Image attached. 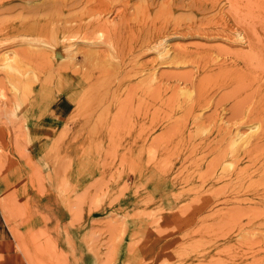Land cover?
I'll list each match as a JSON object with an SVG mask.
<instances>
[{"label":"rangeland","instance_id":"1","mask_svg":"<svg viewBox=\"0 0 264 264\" xmlns=\"http://www.w3.org/2000/svg\"><path fill=\"white\" fill-rule=\"evenodd\" d=\"M25 1L0 0V264H264V0H71L39 16L55 36L116 30L91 38L113 66L73 72L25 57L56 44ZM58 100L71 115L31 136Z\"/></svg>","mask_w":264,"mask_h":264},{"label":"bare ground","instance_id":"2","mask_svg":"<svg viewBox=\"0 0 264 264\" xmlns=\"http://www.w3.org/2000/svg\"><path fill=\"white\" fill-rule=\"evenodd\" d=\"M2 1V0H1ZM18 1V0H17ZM27 1V0H26ZM25 1V2H26ZM71 0H45V1H43L42 3H39V4H37V5H34V6H30V7H27L26 6V8L25 7H23L24 9V13H25V16H24V18H26V16H28V21L29 22H27V24H25V29H28V30H30L31 32H34V33H36V34H38V35H43V36H49L50 37V32H52L53 34H52V36L54 35V37H56V39H55V41H56V44H60L61 43V45L63 46V53H64V55H62V54H60V50L58 49V45L56 46V44L55 45H52L51 43H49V42H46L45 40H41L42 39V37H41V39L40 38H38V39H40L41 41H39V40H30V39H32V38H30L29 40H30V42H27V44H25V45H27V48L25 49V55L26 54H28V55H26L25 57H29V59H31V60H33V62H36L37 64H40L41 66H44L45 67V69L47 70L48 68H52V69H63L64 71L65 70H70V71H72L73 72V70L72 69H75V70H79V69H76V64L75 63H73V60H74V56H76L78 53L79 54H81V55H83V59H87L89 62H90V60H91V62L90 63H94L95 62V64H93V68H94V65L95 66H97V63L100 61V58L104 55L103 54V52H102V47L103 46H105V45H108L109 43H110V41H108V43H104L105 41L104 40H102V41H104V42H97V41H94L93 39H95L96 40V38H93V39H91L92 37H96V36H103V34H104V32L105 33H107L108 35L106 36V37H110L109 35H115V33L116 32H114V31H116V30H112L113 28H112V26L113 25H115V23L113 24H104V22H103V25H101L100 23V25L99 24H97V23H93V24H86V25H88V26H85V27H82V26H76V27H74V24H73V26L71 25H68L70 22H69V20L70 19H73V18H69V20H67L68 21V24L66 25V22H65V25L64 24H62L61 22V18H63L62 16H64V15H60L61 13H59V9L61 8V9H63V8H72L71 7V5H73V3H74V5H76V6H78V4L79 3H77V2H75V1H71ZM28 2V1H27ZM26 2V3H27ZM76 3V4H75ZM13 4V3H12ZM20 4L21 5H23L22 4V2H20ZM28 4H29V2H28ZM14 5V4H13ZM17 5V4H16ZM15 5V6H16ZM27 5V4H26ZM31 5V4H30ZM74 5H73V8H74ZM8 6V5H7ZM24 6V5H23ZM70 6V7H69ZM82 6H83V4H82ZM81 6V7H82ZM9 7H10V5H9ZM20 6H18V10L19 9H21L22 8V6H21V8H19ZM3 8H5L6 9V7H3ZM2 8V9H3ZM134 8V7H133ZM8 9V8H7ZM10 9L11 8H9V11H10ZM12 9H14V8H12ZM17 9H16V11H17ZM4 10V9H3ZM56 10H58V12H56ZM64 10V9H63ZM77 11L78 10H80V7L78 8V9H76ZM76 10H73V11H68V12H71L70 14H72V12H76ZM2 11V10H1ZM1 11H0V13H1ZM22 11V10H21ZM52 11H55L54 13L52 12ZM81 11H83V10H81ZM53 13L52 15H54V14H59V16L57 17V15L55 16V17H57V18H59L60 16H61V18L58 20V22L59 23H61V25L60 26H62V25H64V27L61 29V35L62 36H60V37H58V36H55L57 33H56V31L58 30V29H56V31L55 30H53L54 28H52V29H49L48 28V24H46V23H44L43 22V20L42 19H40L39 18V16H41V17H43L42 15H45V14H48L47 15V17H45V18H48V16L50 15V13ZM11 13V12H10ZM87 13V12H86ZM143 13V12H142ZM2 14V13H1ZM75 14V13H74ZM77 14V13H76ZM17 15V14H16ZM51 15V16H52ZM95 15V14H94ZM1 16V15H0ZM71 16V15H70ZM72 16H74V15H72ZM4 17V16H3ZM101 17V16H100ZM23 18V20H26V19H24ZM50 18H52V17H50ZM81 18V17H80ZM80 18H78V19H80ZM95 18V17H94ZM93 18V19H94ZM122 18V17H121ZM56 19V18H55ZM77 19V18H76ZM92 19V18H91ZM91 19H90V21H91ZM96 19V18H95ZM105 19V18H104ZM41 20H42V22H41ZM57 20V19H56ZM64 20H65V16H64ZM75 20V19H74ZM74 20H73V22H74ZM98 20H99V18H98ZM61 21V22H60ZM95 21V20H94ZM103 21H106V20H103ZM122 21V20H121ZM57 22V21H56ZM82 22V21H81ZM113 22H116L115 20L113 21ZM64 23V22H63ZM85 23V22H84ZM88 23V22H87ZM102 23V22H101ZM106 23H108V22H106ZM119 23V22H118ZM128 23V22H127ZM124 24H125V22H124ZM1 25V24H0ZM112 25V26H111ZM103 26V27H102ZM54 27V26H53ZM56 27V26H55ZM114 27V26H113ZM105 30H104V29ZM119 29V28H118ZM52 30V31H51ZM72 31L74 32H76L77 33V31H82L83 32V34H84V36L83 37H78V35L77 34H75V35H71V33H72ZM59 32V31H58ZM74 32V33H75ZM114 32V33H113ZM79 34V33H78ZM105 35V34H104ZM146 35V34H145ZM82 36V35H81ZM114 37V36H113ZM112 37V38H113ZM20 38V37H19ZM24 37L22 36V39H23ZM28 37H26V38H24L25 40L24 41H26V39H27ZM37 38V37H36ZM119 38V37H118ZM21 39V41H23ZM35 39V38H34ZM50 38H48V40H49ZM72 39H78V41H80L79 42V44H77L76 46L74 45H71V43H70V41H73ZM104 39V38H103ZM115 39V38H114ZM143 39V38H142ZM10 40V39H9ZM19 40V39H18ZM57 40L58 41H60V42H57ZM6 41V40H5ZM8 41V40H7ZM11 41H12V38H11ZM28 41V40H27ZM41 43V44H39V42ZM144 41V40H143ZM146 41H148V40H146ZM10 42V41H9ZM13 42V41H12ZM15 42V41H14ZM241 42V41H240ZM8 43V42H7ZM6 43V44H7ZM11 43V42H10ZM9 43V44H10ZM38 43V44H37ZM143 43V42H142ZM2 44V43H1ZM74 44H76V43H74ZM112 44V43H111ZM145 44V43H144ZM165 44V43H164ZM2 46V45H1ZM108 46H111V45H108ZM108 46H106V47H108ZM162 45H160V47H161ZM75 47V48H74ZM154 48V47H153ZM162 48H164V45L162 46ZM22 49V48H21ZM156 49H157V47H155V51H156ZM158 49H159V47H158ZM23 50V49H22ZM122 50V49H121ZM145 50V49H144ZM149 51V50H148ZM147 51V52H148ZM151 51V50H150ZM153 51V50H152ZM158 51V50H157ZM160 51V50H159ZM161 51H163L162 49H161ZM5 52V51H4ZM145 53H146V50H145ZM172 53V52H171ZM23 54H24V52H23ZM144 54V53H143ZM140 55V54H139ZM158 55V54H157ZM162 55V54H161ZM160 55V58L162 57ZM176 56V55H175ZM6 57V56H5ZM8 57H9V55H8ZM104 57V56H103ZM103 57H102V59H103ZM110 57V56H109ZM109 57H107V58H109ZM113 58V57H112ZM164 58V57H163ZM10 59V58H9ZM76 59V58H75ZM105 59V58H104ZM104 59L102 60V62H104ZM110 59V58H109ZM114 59V58H113ZM117 59V58H116ZM20 60V59H19ZM97 60H98V62H97ZM75 61V60H74ZM110 61V60H109ZM171 61V60H170ZM89 62H87L88 64H89ZM102 62H99L100 63V66H102ZM10 63V62H9ZM104 63H106L107 65H109V62H108V60H105V62ZM116 64V63H115ZM12 65V64H11ZM19 65V64H18ZM83 65H84V63H83ZM82 65V66H83ZM107 65H105V66H107ZM111 66H113L112 64H110ZM110 65H109V67H110ZM86 66V65H85ZM84 66V67H85ZM88 66V65H87ZM91 67H92V65H90ZM99 66V65H98ZM8 67H10V65L8 66ZM103 68L102 69H104V68H107V67H104V64H103V66H102ZM117 66L115 65V68H116ZM11 68H13V67H11ZM10 68V69H11ZM78 68V67H77ZM96 68V67H95ZM110 69V68H109ZM12 70V69H11ZM98 70H100V69H98ZM108 70V69H107ZM106 70V71H107ZM14 71V70H13ZM101 71H104V70H101ZM110 71V70H109ZM109 71H108V73H109ZM19 72V71H18ZM49 72V71H48ZM75 72V71H74ZM79 73V72H78ZM17 75V74H16ZM10 76V75H9ZM26 76V75H25ZM104 76V75H103ZM18 77H19V75H18ZM23 77V76H22ZM10 78V77H9ZM11 78H12V76H11ZM113 78V77H112ZM15 79H16V77H15ZM29 79V78H28ZM115 79V78H114ZM18 80H19V78H18ZM143 81H144V79H143ZM31 82V81H30ZM22 83V82H21ZM26 83V82H25ZM111 83V82H110ZM114 83V82H113ZM32 84V83H31ZM2 85V84H1ZM17 85V84H16ZM20 87V86H19ZM41 87V86H40ZM110 87V86H109ZM42 88V87H41ZM17 89V88H16ZM19 89V88H18ZM26 89V88H25ZM11 91V90H10ZM182 91V90H181ZM23 92V91H22ZM27 93V92H26ZM28 94V93H27ZM12 95V94H11ZM6 96V95H5ZM21 98V97H20ZM19 102V101H18ZM3 103V102H2ZM17 104V103H16ZM6 109V108H5ZM9 109H11V108H9ZM1 110V109H0ZM13 110V109H12ZM2 112V111H1ZM3 113V112H2ZM4 114V113H3ZM244 135V134H243ZM236 136H237V138H240V136L241 135H239V134H236ZM241 137H243V136H241ZM236 138V139H237ZM249 139V138H248ZM245 141V140H244ZM235 145H236V143H234ZM248 145V144H247ZM259 145V144H258ZM257 146V145H256ZM220 152V151H219ZM253 152V151H252ZM224 153V152H223ZM229 153V152H228ZM222 154V153H221ZM219 155V154H218ZM230 155H233L232 154V152H230ZM229 155V156H230ZM221 156H224V155H221ZM222 158V157H221ZM226 157L224 156V159H225ZM229 158V157H228ZM230 159V158H229ZM228 159V160H229ZM215 161H217V160H215ZM214 161V163H213V165L216 163ZM220 162V161H219ZM225 162V161H224ZM223 162V163H224ZM226 162H227V159H226ZM225 162V163H226ZM228 163V162H227ZM226 163V164H227ZM226 164H223V165H226ZM230 164V163H229ZM229 164H227L226 165V169L228 168L227 166H229ZM222 165V166H223ZM232 165V164H231ZM217 166V167H216ZM216 166H214L215 168H218V165H216ZM214 167L212 166V168H213V171H214V174H215V171H216V169H214ZM224 169H225V167H224ZM225 169V170H226ZM227 170H229V169H227ZM225 172H227V171H225ZM240 172V171H239ZM240 175H242V174H240ZM241 177V176H240ZM236 178H237V176H236ZM238 178H239V174H238ZM6 206V205H5ZM4 205H3V203H2V206H1V208L3 207V209H4V207H5ZM224 212V211H223ZM225 212H227V211H225ZM232 212H234V211H232ZM248 213H249V210H248ZM229 214V213H228ZM245 214V213H244ZM231 215V214H230ZM224 220V219H223ZM227 222V221H226ZM216 232V231H215ZM220 232H221V230H220ZM245 240V239H244ZM250 241V240H249ZM250 242H252V241H250Z\"/></svg>","mask_w":264,"mask_h":264},{"label":"crops","instance_id":"3","mask_svg":"<svg viewBox=\"0 0 264 264\" xmlns=\"http://www.w3.org/2000/svg\"><path fill=\"white\" fill-rule=\"evenodd\" d=\"M72 110L73 108L69 101L58 100L57 103H55L52 107L53 114L50 116L49 119L41 121L35 119L28 120L27 126L29 128V134L33 137H38L40 135H42L43 137V134L45 135L49 130H53V128H51L53 124H55L56 122L60 123L61 121L66 120L71 115ZM3 219L4 217L2 211L0 210V256L2 254L5 255L6 253L5 249L7 245L5 243L7 242V238L9 237L7 234V225L3 223Z\"/></svg>","mask_w":264,"mask_h":264}]
</instances>
